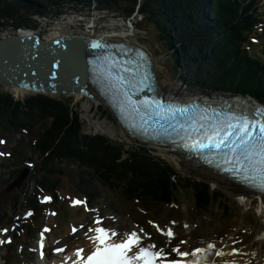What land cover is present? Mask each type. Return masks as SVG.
<instances>
[{"label":"trees","instance_id":"16d2710c","mask_svg":"<svg viewBox=\"0 0 264 264\" xmlns=\"http://www.w3.org/2000/svg\"><path fill=\"white\" fill-rule=\"evenodd\" d=\"M35 1L40 7L21 0H0L2 25H10L13 29L23 27L25 18L19 15L21 9L43 14L39 10L41 7L51 10V5L60 7L65 3L88 5L92 0ZM94 1L100 9L109 10L108 6L119 5V0ZM136 1L132 0L133 5L124 9L125 15L135 11ZM207 5L212 10L213 20L206 21L203 26L198 9ZM249 11V0H145L139 27L149 33L150 38L155 35L152 44L167 57V69L172 76L183 69L193 79L192 86L249 94L264 101V40L261 52L249 45L259 18L257 6L252 13ZM254 31L259 32L256 28ZM210 38L217 41L212 47L208 42ZM69 101L44 95L30 96L22 101L0 90V124H6V130L32 134L35 123L51 119L30 143L40 156V164L32 169V175L37 177L34 192L30 195L26 182L9 197L0 213L2 230L25 208L34 210L32 219L19 225L15 241L20 240L22 233L33 240L40 231L43 213L38 198L41 194L50 193L54 204L60 203L57 190L61 182L58 183V178L53 181L56 171L63 173L59 162L70 163L79 170L77 183H62L68 190V198L81 196L88 204L99 197L91 189L94 179L108 193H117L126 203L139 206L146 217H159L161 209L170 212L168 217L173 216L174 207L187 202L185 200L199 214H207L209 207L223 212L232 210L229 206L232 200L226 193L206 182L181 176L148 148L132 146L126 149L125 143L105 135L83 133L85 121L81 122L78 110L71 112L74 107Z\"/></svg>","mask_w":264,"mask_h":264},{"label":"rangeland","instance_id":"374dc122","mask_svg":"<svg viewBox=\"0 0 264 264\" xmlns=\"http://www.w3.org/2000/svg\"><path fill=\"white\" fill-rule=\"evenodd\" d=\"M33 1V0H31ZM132 0H119V5L117 6H108V11H100L99 13H95V16L93 17L95 28L93 30L88 29V27L84 23H74L72 21V18L77 19V16L80 15L76 14V12H73L72 10H69L67 7L65 8V15H61L59 13H55L56 11H53L52 14H46L44 17H40L39 20H36V17L38 15H31L28 14V19H25L23 23V27L19 28V30H11V29H3L0 28V38L4 37L6 35H15L19 34L20 30H30L32 33L40 36L42 39H52L53 37H58L60 34H77V35H90L92 37H102L103 36H116L120 33L127 32L129 36L125 38V40L131 41L136 43L137 45H140L141 47L146 48L147 44L148 47L153 50L152 59L153 62H155V59H158L160 61V66L162 67V71L160 75L158 76V72L156 74V78L159 82L160 76L163 79V87L167 89L168 93L171 95H179L180 96H190V92L192 90L188 91L187 86H183L185 84L182 80V76L186 74V70L183 73L177 74V76H172L171 72L167 69V57L159 51V49L152 44V39H154V36L152 38L149 37V33H146L144 30L139 27V24L142 23L141 20L143 19L141 8L142 4H144L145 0H137L135 2V8L137 9V15L131 16L129 20H126L125 13L123 12L124 9H127L129 5H133L131 2ZM94 6L96 5L93 3ZM64 5L68 6L69 3H65ZM100 7V6H99ZM55 8V7H53ZM61 8H63V5H61ZM58 10V8H56ZM82 12H80L82 15L87 16L88 10L87 8L81 9ZM21 12V10L19 11ZM199 13V11H198ZM209 12L207 10L204 11V17L207 16ZM124 16V19H122ZM39 17V16H38ZM81 17V16H80ZM103 17V18H102ZM199 18H202V16L199 13ZM82 18V17H81ZM87 21V20H86ZM90 23V21H89ZM87 24V23H86ZM133 25V29L130 28L131 25ZM135 25V27H134ZM201 28V25H199ZM199 29V28H198ZM96 32V33H95ZM131 38V40H130ZM147 40L150 41L147 42ZM217 41H215L216 43ZM185 87V88H184ZM1 91H5L6 89L1 88ZM8 90V89H7ZM208 91V90H207ZM203 91L200 89H197L198 95L201 96H209V92ZM8 93H11L12 96H14L16 99H20L24 101V99L35 96L33 95L34 92H30L28 95H25L24 97H19L15 93L11 91L9 88ZM223 95H220L218 93H211L209 97H220ZM225 96V95H224ZM53 98L57 99H68V101L72 104L71 106L74 107V109H71V112L73 110H78L79 118L81 119V122L84 121V129L83 133H90V134H100L105 135L109 137L112 140H118L123 143H125V148H131L132 146L137 147H145L150 149L151 154L156 156L162 161H165L169 164H171L177 172L183 176V177H189L191 179L197 180V177L192 175L188 171H182L179 167H177L172 161H170V157L161 155L157 151H153V148L147 147V145L131 141L130 139L126 138L123 134H118L119 128L114 125V133H110L109 131H102L101 128L103 125H108L106 122H109L112 124V118L107 116L106 112L100 107H98L97 103L99 100L94 98V100L97 102H87L85 99H81L79 101H76L75 98L72 96H66V95H54L51 96ZM240 98L239 96H235ZM89 107V109L87 108ZM72 117V115H71ZM72 120V119H71ZM51 119H44L40 120L37 123H35V127L33 128L34 132L28 133V135H19V132L12 131V130H6L7 126L4 123L0 124V141H4V143H0V213L6 206L7 200H9V197L13 195L14 191L12 193H5V189L7 188L8 184L12 182L15 178L18 177V172L21 170L24 171V169L27 170V176L24 179L22 186L25 185L27 182L28 185L34 189L36 186V179L37 177L32 175V170L27 166L28 162L35 163V166L40 164V156L37 152H34L33 148L31 147L30 142L35 139L38 135V133L41 131L42 127L47 126ZM104 123V124H103ZM108 127V126H106ZM108 129H110L108 127ZM25 134V133H24ZM30 160V161H29ZM28 161V162H27ZM59 167L62 168L63 173H57V171L54 174V180L57 179L58 183L61 182V185L58 188H62V190L58 189L60 194V198L62 199L63 194L68 193L67 189L65 187H62L65 182H72L77 183L78 180V172L76 166L71 165L70 163H62L59 162ZM34 166V167H35ZM32 167V168H34ZM200 180L204 178H198ZM89 180H91L89 178ZM204 181V180H203ZM209 181V180H208ZM207 182V181H206ZM63 183V184H62ZM212 183V182H211ZM214 184V183H212ZM22 186L19 188V190L22 188ZM220 188V187H219ZM92 190L99 191L100 194H102L104 197L101 200L97 201V206H101L103 208L104 206V212H100V209L97 210V208H91L87 207L86 210L83 211L79 209L78 207H75V202H73V205H70L66 201H60L59 204H53L50 207L57 210V214H53L51 218L45 217V220L50 224V226L53 228L52 232L48 229H50L48 226L44 225V219H40L39 225H42L41 233H44L47 236V244H46V252L47 255H50L51 251L55 247H62L66 246L68 250L73 246H79L78 243L84 244L82 246H85V243L82 242L84 240V237L90 232L92 227L95 225L94 220L97 217H104L106 219V222H112L111 224H114V226H119L122 228V232H126L130 230L132 227H139L143 230L145 235L150 238H154L157 243H161L164 240L163 235V229L165 226H170L173 228L175 233L174 243H170L169 241H165L164 244L161 243V247L163 249L167 248H180L183 246V250L189 249L191 247H195L198 244L205 245L208 241H212L219 243L222 240H214V239H223L226 240L229 237L235 235V241H234V247L239 248L242 251H250L256 247L255 240L259 237L260 230L262 228V219L260 218L259 213L257 214V210H255L254 207H249L248 209L245 208L242 202L239 201L238 207L233 210V212H228L226 214L221 215V212H217V210H214L216 208H210L209 214H207V217L205 220L202 219L199 213L196 211L185 207V205L174 207L173 210V216L168 217V210L161 209L159 214L160 216L155 217H146L147 215H144L143 211L139 212L137 205L134 204H128L123 201L117 193H108V196H105V190L104 188L98 184L97 182L93 181L91 184ZM221 189H225L223 186H221ZM225 191V190H223ZM69 194V193H68ZM232 194V193H230ZM234 195V194H232ZM237 196V195H236ZM238 200H240L239 196ZM68 199V197L66 198ZM236 199V198H235ZM188 202V200H185ZM83 204V203H82ZM81 204V205H82ZM233 207V205L229 204ZM77 206H80L78 204ZM48 206H46L43 209V213L46 212ZM52 210L50 212H52ZM243 213H246V217H248L247 221V227L245 228V232H253L256 230V227H254V223L251 221V219L254 220L255 225L259 226V231L257 233V236H253L250 238H246L244 236H237L236 230L232 229L231 227L234 226V223L236 221L237 216L239 215L240 219L243 220ZM257 217L255 216V214ZM168 220H167V217ZM242 216V218H241ZM258 218V219H257ZM155 221L158 223L159 227L155 224H152L150 221ZM169 220H174L172 222H167ZM80 225L79 228L77 227V224ZM227 223V224H226ZM183 224V226H181ZM258 224V225H257ZM75 226V227H74ZM92 226V227H91ZM231 226V227H230ZM116 228V227H115ZM160 228V229H159ZM41 233L33 240H31L28 237H24L23 239H20L17 243L14 245H4L0 244V264H12L13 256H15L19 260V264H36V261L39 258V251L37 246V240L39 239ZM8 241V239H5ZM182 241L184 243H182ZM172 253V250L170 251ZM244 254V253H243ZM242 254V255H243ZM46 255V256H47ZM241 256V255H240ZM14 257V259H15ZM49 259V257L47 256ZM21 260H23V263H21Z\"/></svg>","mask_w":264,"mask_h":264},{"label":"snow or ice","instance_id":"6c2138e0","mask_svg":"<svg viewBox=\"0 0 264 264\" xmlns=\"http://www.w3.org/2000/svg\"><path fill=\"white\" fill-rule=\"evenodd\" d=\"M94 47H99L95 45ZM127 71V69H125ZM123 77H118L115 82L116 90L122 94V105H127L134 110H139V104L143 103L145 107H151L153 104H158L156 101L144 100L143 102L135 101L123 90L120 86ZM149 77L144 76L141 83L147 87ZM132 86V85H130ZM177 111L181 113L187 111L186 108H179ZM259 114H264L257 110ZM4 143V141H0ZM193 149H213L222 151L224 147L229 148L234 162L238 165L237 171L243 173L246 178L258 180V187L264 190V120H253L249 114H233L229 117L227 124H218L207 131L199 139H194L190 145ZM2 155V153H0ZM254 174V175H251ZM50 200V197L46 198ZM242 199V198H241ZM79 204L81 201H76ZM4 231H7L5 229ZM97 233L94 237H89L92 241L95 250L91 254H87L84 249L77 250V256H81L82 264H156L157 258L163 256V249L151 250L155 245H142V238L136 231H132L125 237H120L116 231L106 229L104 227L94 228ZM168 236L173 233L168 231ZM117 238L119 242H117ZM10 242V241H9ZM4 241H0V244ZM182 243H184L182 241ZM43 248V244H41ZM216 245L209 243L207 248H196L192 252H183L179 248H173L172 251L181 257L195 256L203 253L207 256L213 253L216 256L232 255L237 253L238 249H233L229 253H225L223 249L215 250ZM63 249H57L62 251ZM83 253V255H81ZM43 257V251H41ZM86 256V260L84 257ZM170 264H181L175 259ZM184 264H198L197 261H185Z\"/></svg>","mask_w":264,"mask_h":264},{"label":"water","instance_id":"95a60500","mask_svg":"<svg viewBox=\"0 0 264 264\" xmlns=\"http://www.w3.org/2000/svg\"><path fill=\"white\" fill-rule=\"evenodd\" d=\"M100 43L70 34L50 40L29 33L0 38V87L48 97L79 92L91 97L87 62L95 59L92 54L102 48ZM26 176L24 170L6 191L21 187Z\"/></svg>","mask_w":264,"mask_h":264},{"label":"bare ground","instance_id":"6f19581e","mask_svg":"<svg viewBox=\"0 0 264 264\" xmlns=\"http://www.w3.org/2000/svg\"><path fill=\"white\" fill-rule=\"evenodd\" d=\"M130 28L134 30L133 25H131ZM57 34H60L59 36L62 35V33H57ZM70 35L79 36L77 34H70ZM119 36L121 38H127L129 36V34L127 32L122 31V33H120L118 35V37ZM109 38H111V37L110 36H103V38H102L103 40L102 39L101 40L102 41H110ZM130 40H131V38H130ZM130 43H132V42H130ZM147 51L152 53L151 50L149 49V47L147 48ZM235 59H236V57H235ZM234 60H233V62H235ZM152 64H153V71L155 73V76H156L157 72H158V76H159L161 71H162V67L160 66V61L158 59H155V62H153ZM163 84H164L163 79L160 76L159 82L157 80V85L159 87V91H160L161 95H163L165 98H168V97H170L171 94H169L166 91V89L163 87ZM10 89L13 93H15L19 97H24L25 95H28L30 93V91L20 89V88H10ZM92 89L93 88H91L90 90L94 94L93 97L100 101V99L97 95V92H94L95 90L93 89L94 90L93 91ZM67 96H73L76 101H79L83 98V94L80 92L74 93L72 95H67ZM230 99H231L230 97H221V98H214V99L212 98V101H215V100L229 101ZM248 100L249 99L246 97H240V98H234L231 101L235 104L243 101L245 105H248ZM87 102H88V100H86V103ZM87 108L89 109L88 106H87ZM106 124H108V125H103L101 130L102 131H109L110 130L109 131L110 133H112V132L114 133L115 132L114 127H113L114 125H112L109 122H106ZM106 126H108L110 129H108V127H106ZM117 133L125 135L121 129H119V131ZM125 137L128 138V136H126V135H125ZM152 148L154 149L153 146H152ZM156 148H157V152L160 153L161 155L170 157L169 160L172 161L182 171H188L197 178H204V180H206V181L209 180L208 182H210V183L212 182L220 188H221V186H223L225 188V190H227L230 193L237 195L240 198H242L239 201L243 203V205L245 206L246 209H248L249 207L250 208L254 207L259 212L260 218L262 219L263 223H262V228H261L260 233H259V237L255 240L256 247L254 249H252L251 251L244 253L243 255L240 253H234L232 255L220 256L219 260L223 261V262H227V263L238 262L239 264H264V195H260L255 191H251L249 189L243 188L239 184L234 183L232 180H228L224 176L218 175L216 172H213L211 169H208V168L206 169L202 164H196L194 162L188 161L186 159V157H184L183 155H180L178 153V151L176 152V151L170 150V148H164V147H158V146H156ZM243 221H244V219L243 220L240 219L239 223L243 224ZM98 227H104L106 229H110V230L116 231L118 233V231L115 227L110 228L105 222H102V221H99L95 224V228H98ZM134 230H137V228H133L129 232H132ZM129 232H126V233H129ZM119 234H121V233H119ZM96 235H97L96 232L92 233V236L95 237ZM138 235L141 238H144V240H145V237L143 236L142 233L141 234L138 233ZM38 241H39L38 244L40 246H41V244H43V248H41V251H43V257L40 254L39 259L36 261L37 264H81L80 262L75 260L76 254H74L72 256V252L77 250V249H80L82 247V245H84V244L78 243L79 246H73V248L72 247L70 248L71 250L64 251L63 253L58 254V255L53 253V254H51V256H49V259H48L46 256V248H47L46 247V244H47L46 236L41 235V238H39ZM117 241H119V240H117ZM145 242H146V240H145ZM209 243L216 245V248L218 250L223 249L225 253H229L233 249H235L233 237H230L226 240H222L219 243H216L213 241L209 242ZM85 244H86L85 246H87L89 249L94 248V245L90 239H87L85 241ZM143 246H146V245L144 244ZM89 249L87 250V253L89 252ZM70 251H72V252H70Z\"/></svg>","mask_w":264,"mask_h":264}]
</instances>
